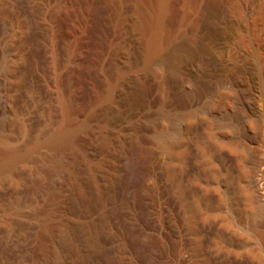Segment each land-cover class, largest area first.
<instances>
[{
    "label": "rangeland",
    "instance_id": "rangeland-1",
    "mask_svg": "<svg viewBox=\"0 0 264 264\" xmlns=\"http://www.w3.org/2000/svg\"><path fill=\"white\" fill-rule=\"evenodd\" d=\"M207 1L187 20L191 52L209 8L218 5L220 23L236 20L231 0ZM129 13L130 5L116 36L108 0H0V158H18L0 176V264H115L108 229L122 237L133 264H264V58L258 64L235 44L208 66L210 57L189 61L182 108L196 115L192 137L181 143L157 138L164 77L128 70L116 97L102 103L90 139L93 169L78 174L65 204L53 196L60 162L44 141L102 92L105 78L87 64L105 32L116 36L114 59L126 63L134 52L140 60ZM241 58L254 68L238 87L254 93L245 96L246 122L260 133L252 145L222 132L233 79L221 67Z\"/></svg>",
    "mask_w": 264,
    "mask_h": 264
},
{
    "label": "bare ground",
    "instance_id": "bare-ground-1",
    "mask_svg": "<svg viewBox=\"0 0 264 264\" xmlns=\"http://www.w3.org/2000/svg\"><path fill=\"white\" fill-rule=\"evenodd\" d=\"M108 1L115 11L116 24L114 27V34L116 36L121 31H123L125 21L127 20L126 10L130 5L129 15L131 17V28L137 35L140 36L141 57L139 61H137V58V60L133 59V57H135V54L133 52V54H130L126 63L121 60L114 59L112 57V54L113 49L115 48L113 46L114 41L116 40V36L114 35L115 37H111L110 35H108L109 33L107 34V32H105L104 34L103 32L104 36L101 40L104 47L99 55H97L96 58L89 59L87 64L89 65L88 67H90V69L92 70L91 72H95V75H97L99 78H105V84L102 92L97 96L98 98L96 102L82 107L78 112H72V116H70L64 124L60 125L59 128L57 127L56 129H54L44 141L48 149L50 151L55 150L58 153L57 156H59V159H57L60 162V169L58 167L57 168L59 169L60 180L55 186L53 196L60 204H65V202L67 201L68 192L71 191L70 188L77 181L76 178L78 177V174H80L81 171H89L93 169L94 154L91 150L90 139L96 132V121L103 111L102 103H104L105 101H111L116 97L118 87L122 82L125 74L128 73V70H134V68H137L139 72L146 75L152 72H159L164 77V81H166V84H168V95L167 97H165L166 99L163 100L159 105L158 110H156L157 113L155 116V120L163 121L162 129L158 132L157 138L162 139L164 136L171 135L175 137L176 140H174L177 143H181L187 138L189 140L192 137L191 136L189 138L191 134V130L189 129V121H191L190 119L194 118L196 115V112L185 113L183 112L182 108V96H184L182 94V88L185 84H183V78H186L184 77V74H186V69L188 68L187 65H189V61L193 58L201 59L202 61H204L207 60L208 57H210V60L207 63L204 62L205 65L208 66L209 62L215 60L216 53L223 54L227 52V48L229 47L230 43L231 45L235 44L234 47L239 46L240 48L244 49L249 58H257L256 60L258 64L262 62L264 58V0H246L248 2H245V0H231V12L234 19L236 18V20L227 23L219 22L220 9H217L218 3L215 2L217 3L215 4L217 6H212L211 8H209V10L207 11V16L205 14L206 17L204 20L199 22V20L195 18V20L199 22L197 26L199 35L197 37V46L193 52L190 51L191 49L189 50L188 48H185V39L187 37H185V33L187 32L186 28L188 26L186 25L187 20L189 15H194V17H197V15L201 14L205 9L206 3H208V1ZM222 7L223 6L219 8ZM3 11H5V9ZM222 14L224 13L222 12ZM241 59L242 60L238 62H236L235 60L236 63L232 65L228 66L225 64V67H221L223 74L233 79V87L231 91L227 93L228 100L226 102L228 103L223 109V115L225 117H223V119L227 121L224 124L222 123L224 125L223 127H225V131H221L226 135V139H234L233 141L237 140L241 142L247 139L252 145V142L256 140L260 133L257 134L255 129L250 128L255 127L251 126V122L249 123L250 127L246 122L245 103L249 104V102H246L245 96H247L248 94V96H250L252 92L250 93L249 89L245 88L246 86L242 82H247L249 80L241 81L240 79H248L249 76L254 73H252L251 70L254 68L251 67L250 69V63L248 62L247 58ZM256 74L258 76V73H255L254 75L256 76ZM240 81L242 83L241 85L245 86L244 88H238L240 85ZM227 84L229 83H226V86H229L230 88V84ZM186 86L184 88H186ZM224 88L226 87L224 86ZM185 90V92H187L188 88ZM262 90L264 91L263 88ZM252 94L254 95V93ZM4 95H0V103L4 99ZM187 96L188 94L186 95V97ZM247 114L249 115V113ZM211 118L213 120V117ZM220 119L222 120V118ZM218 124L221 123L218 122ZM262 128L263 127H261V129ZM5 157L6 158H0V176L3 174L4 170L12 166L18 159L16 155L13 154L11 156L7 155ZM55 162L58 163V161ZM94 190L98 192V194L101 191V187H99L98 183L95 185ZM46 197L48 196L46 195ZM51 202L53 203V201ZM106 234L110 241V248L115 260V264H133L127 246L122 237L117 233V231L108 229V231H106Z\"/></svg>",
    "mask_w": 264,
    "mask_h": 264
}]
</instances>
